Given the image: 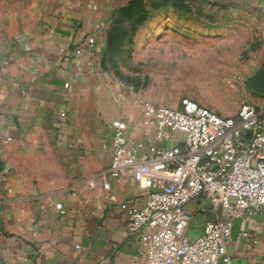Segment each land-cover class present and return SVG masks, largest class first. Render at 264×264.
<instances>
[{
	"label": "crops",
	"instance_id": "obj_1",
	"mask_svg": "<svg viewBox=\"0 0 264 264\" xmlns=\"http://www.w3.org/2000/svg\"><path fill=\"white\" fill-rule=\"evenodd\" d=\"M92 13L81 0H0V264H130L142 255L118 206L142 202L139 188L124 176L106 190L100 177L111 161L107 124L136 119L96 72L106 41ZM87 36L96 47L66 60ZM241 226L236 219L234 264H260L264 244L243 241Z\"/></svg>",
	"mask_w": 264,
	"mask_h": 264
},
{
	"label": "built area",
	"instance_id": "obj_2",
	"mask_svg": "<svg viewBox=\"0 0 264 264\" xmlns=\"http://www.w3.org/2000/svg\"><path fill=\"white\" fill-rule=\"evenodd\" d=\"M96 44L87 36L69 46L65 59ZM107 127L111 161L100 176L103 188L126 176L143 197L118 205L142 249L130 264H234L229 245L236 219L243 241L264 244V95L243 102L234 116L190 98L180 107L144 101L138 120L115 118ZM207 211L213 217L194 234Z\"/></svg>",
	"mask_w": 264,
	"mask_h": 264
},
{
	"label": "rangeland",
	"instance_id": "obj_3",
	"mask_svg": "<svg viewBox=\"0 0 264 264\" xmlns=\"http://www.w3.org/2000/svg\"><path fill=\"white\" fill-rule=\"evenodd\" d=\"M81 1L106 41L96 72L127 117L138 120L144 101L184 98L234 116L260 96L245 81L264 64V0ZM212 217L200 215L194 234Z\"/></svg>",
	"mask_w": 264,
	"mask_h": 264
},
{
	"label": "water",
	"instance_id": "obj_4",
	"mask_svg": "<svg viewBox=\"0 0 264 264\" xmlns=\"http://www.w3.org/2000/svg\"><path fill=\"white\" fill-rule=\"evenodd\" d=\"M246 85L255 91L257 94L264 95V69H259L251 76H249L246 81ZM251 132H248L250 135ZM1 170V167H0Z\"/></svg>",
	"mask_w": 264,
	"mask_h": 264
},
{
	"label": "bare ground",
	"instance_id": "obj_5",
	"mask_svg": "<svg viewBox=\"0 0 264 264\" xmlns=\"http://www.w3.org/2000/svg\"><path fill=\"white\" fill-rule=\"evenodd\" d=\"M116 93V92H115Z\"/></svg>",
	"mask_w": 264,
	"mask_h": 264
}]
</instances>
